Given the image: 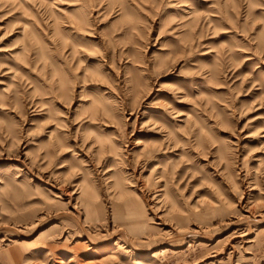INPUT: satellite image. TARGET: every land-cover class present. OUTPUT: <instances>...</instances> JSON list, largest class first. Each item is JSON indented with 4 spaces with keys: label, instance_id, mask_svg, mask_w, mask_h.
<instances>
[{
    "label": "rangeland",
    "instance_id": "374dc122",
    "mask_svg": "<svg viewBox=\"0 0 264 264\" xmlns=\"http://www.w3.org/2000/svg\"><path fill=\"white\" fill-rule=\"evenodd\" d=\"M0 264H264V0H0Z\"/></svg>",
    "mask_w": 264,
    "mask_h": 264
}]
</instances>
